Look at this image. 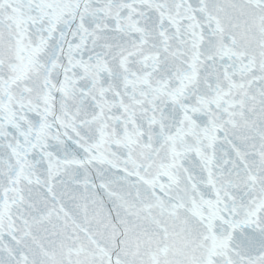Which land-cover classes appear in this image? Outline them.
Masks as SVG:
<instances>
[{"label":"snow or ice","instance_id":"obj_1","mask_svg":"<svg viewBox=\"0 0 264 264\" xmlns=\"http://www.w3.org/2000/svg\"><path fill=\"white\" fill-rule=\"evenodd\" d=\"M0 264H264V0H0Z\"/></svg>","mask_w":264,"mask_h":264}]
</instances>
